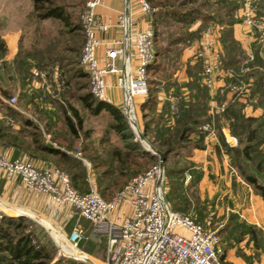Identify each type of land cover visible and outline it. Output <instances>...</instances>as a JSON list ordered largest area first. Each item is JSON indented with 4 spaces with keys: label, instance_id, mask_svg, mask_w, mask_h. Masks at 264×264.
<instances>
[{
    "label": "trees",
    "instance_id": "16d2710c",
    "mask_svg": "<svg viewBox=\"0 0 264 264\" xmlns=\"http://www.w3.org/2000/svg\"><path fill=\"white\" fill-rule=\"evenodd\" d=\"M148 1L155 7V10L152 11L151 21V26L154 28L155 32V39L156 27L166 15L184 23H194L200 20L199 24L201 26L198 28V36L200 35L201 28H204L209 23L220 25L221 67L225 72H231L233 74L230 78L232 81L240 82L247 78H252L249 94L245 96L250 100H254L255 105L261 107L262 113L258 116L245 114L242 111L243 103H240L238 100L240 95L232 94V99L224 105L223 110L217 112L214 118H210L207 114V91L203 87H200L196 79L187 83L192 92L188 94L187 99L182 98L179 100V112L177 115H170L168 104H165L158 110L157 95L162 81L165 78L164 75L162 76V74H160L165 69L164 64L161 63V54L165 53V50H161L155 42V58L147 70L148 91L143 101L139 104V109L143 117V122L140 126L142 135L149 139L151 144L161 150L166 160L168 155L174 152L175 148H178L181 143H183L184 146H188V143L192 141L194 136H196V138L192 145L195 147L202 146L201 142L203 141L204 135L199 133L197 129L199 124L208 120H213L216 127L219 129L223 124L221 122H224L229 128L230 133L238 140V145L231 147L226 143L220 130L218 132V137L221 140L225 152L229 155L231 165L235 167L240 176L261 195L264 202V184L259 183L253 171H247L245 167L250 165L254 171L264 175V62L257 53V50L254 51L253 58L248 59V56L241 48L239 42L233 36L232 26L237 20L236 12L240 7V1L202 0L198 5L191 6L184 10H181L180 7L197 0ZM209 4L218 5V10L210 13L206 12L203 6ZM258 4L260 5L259 2ZM32 5L33 8L30 12V16L36 19L56 17L63 20L64 23L69 26L70 31H79L81 28L77 21L72 20L71 14L66 11L63 3L56 2V0H32ZM202 22L203 24H201ZM175 38L185 41V38L182 36H176ZM187 42L189 43V41ZM45 50H47V48H40L35 45H32L28 49H23L20 39L18 50L13 58L11 60L1 59L0 93L5 96H10L12 94V89H4L1 85L3 79L2 74L5 73L8 75V79L18 84V96L24 97L25 99L29 97L28 91H25V93L23 92L24 88L28 86L30 78L34 77L33 70L45 69L49 60H53L51 53ZM4 51L5 43L0 37L1 57ZM194 64L197 65L193 66ZM194 64L187 67L189 73L197 72L198 69L202 68L199 58L196 59ZM74 76L87 78V73L78 70ZM61 84L63 87L69 85L70 80H63ZM84 86L85 85L82 84V89L85 88ZM33 94L38 96L43 93L37 88L33 90ZM78 98L91 114H99L101 111H106L113 119L112 129L120 133L121 138L133 140L130 141V143H126L125 150L114 149L111 154H109L108 160L97 162L96 160L98 158L100 159L99 155H94L92 158L90 157L95 161L93 163L94 169L97 170L102 166L106 168L96 173L95 177L96 184L101 191L100 195L102 197L103 195L113 196V194L128 183L133 176L146 170L148 163L152 159L154 164L157 158L135 141V136L128 127L118 106L107 100L96 99L90 92L82 93ZM218 99L221 98L219 97ZM222 99L219 100V102L222 103ZM67 109L68 110L64 109L62 111V117L71 137L74 138L77 137L78 129L82 128L83 119L74 106L68 104ZM0 111L12 117H20L17 111L8 106L1 99ZM144 111H149L151 115L147 117ZM163 120H170V124L168 126L161 125L160 123ZM22 123L25 125L34 124L32 120L24 117H22ZM24 133L26 132L22 130L15 131L6 120L0 119V147L14 146L15 148L28 152L32 157L40 156L43 158L44 154H47L58 158L59 161L69 164L73 163V158H77L74 155H70L67 151L68 149L59 145L63 144L68 148L73 146L72 142L65 135L54 133L51 135L52 143L46 144L40 138H37V136L33 137L31 143H27L23 137L25 136ZM54 143L57 144L55 145ZM81 150L84 152L89 151L86 147H83ZM0 151H2L1 148ZM72 166L74 165H71V167ZM180 174V170L169 171V175L172 177H177ZM110 176H113V179H110ZM85 178L86 175H78L76 172L69 177L71 186L81 194L88 193L84 191L86 188ZM106 180H108V183L103 186ZM177 192L178 187L173 186L170 190V193L173 194L172 200L177 198V196H175ZM26 222L27 218L24 216H15L0 212V264H87L82 260L64 255L56 256L53 246H47L40 242L37 236L28 229ZM221 261L222 264H230L225 261V252H223L221 256Z\"/></svg>",
    "mask_w": 264,
    "mask_h": 264
},
{
    "label": "built area",
    "instance_id": "2783aa9c",
    "mask_svg": "<svg viewBox=\"0 0 264 264\" xmlns=\"http://www.w3.org/2000/svg\"><path fill=\"white\" fill-rule=\"evenodd\" d=\"M123 9L118 15L117 26L120 35L105 42L103 56L97 48L101 43L98 32H106L111 23L101 20L97 6L102 0H85L80 13L81 30L84 41L81 63L87 73L89 92L96 99L108 100V77H114L115 86L120 91V108L128 127L138 138L136 98L146 96L148 91L147 70L155 58V32L150 25L135 33L130 31L132 0H122ZM143 15L155 9L148 0H134ZM239 15L248 27L251 41L264 45V12L258 0H239ZM221 26L209 23L200 30L197 56L201 60L200 79L209 90L213 89L217 77H229L226 89L232 94L248 95L250 84L230 80L231 72L221 67ZM34 81L29 92L50 85L46 79L56 68L33 70ZM0 99L12 108H17L18 95H0ZM181 96L169 92L166 96L169 113L177 115ZM224 103L212 106L211 115L221 112ZM199 133L209 141L217 138V130L212 121L197 126ZM226 143L238 145L237 138L230 132L225 134ZM156 162L147 170L131 178L110 200L95 191L85 194L77 192L70 184L68 176L59 168L37 167L25 159H10L0 151V169L8 176L19 177L26 189L47 194L56 204H71L80 217L92 224V234L103 236L109 248L120 245V264H222L224 249L216 230H211L195 220L191 215L170 208L165 199L164 167ZM189 176L187 175V179ZM64 236V235H63ZM82 238L81 230L75 227L64 236L71 249H78Z\"/></svg>",
    "mask_w": 264,
    "mask_h": 264
},
{
    "label": "rangeland",
    "instance_id": "374dc122",
    "mask_svg": "<svg viewBox=\"0 0 264 264\" xmlns=\"http://www.w3.org/2000/svg\"><path fill=\"white\" fill-rule=\"evenodd\" d=\"M201 1L202 0H197L187 3L186 5L181 6L180 9L184 10L191 6H196ZM232 1L235 2L237 0ZM56 2L63 3L66 11L71 14L72 20L77 21L81 26L80 13L83 9L85 0H56ZM258 2L260 3L259 7L264 12V0H258ZM203 9L208 13L214 12L218 10V5L209 4L203 6ZM236 16L237 18L241 19L239 10L236 12ZM20 24L23 49H28L32 45L38 46L40 48H47V50L45 51L51 53L53 60H49L46 68L55 67L57 72L56 77L51 73L50 76H48V78L46 79V82L50 85L49 90H46V88L43 87L39 88L43 93L38 95V97L40 96V101L38 100L40 107L38 106V104L34 106V108H39V110H41L40 112L42 115L41 117H39V122L43 124V122L46 121L47 125L49 123L51 127H55L52 131V135L54 133L65 135L72 142L73 146L71 148H68L63 144H58L65 149H68L67 151L70 155H74L75 157H77L76 159L73 158V163L69 164L63 161H59V159L56 157L49 156V160L51 161V163L42 167L59 168L68 176V178L74 172H76L78 175H86V178L84 180L86 181V188L84 191H95L98 194H101V191L96 184L95 177L96 173H98L104 167L102 166L97 170L94 169L93 163L95 161L91 159L92 156L94 157V155H99L100 159L95 158L97 159V162L108 160L109 154H111L114 149L125 150L126 143H130V141L133 140H125L121 138V134L112 129L113 119L106 111H101L99 114H91L88 109L83 106L78 98L80 94L89 92L88 78L74 76L76 75V72L78 70L85 72L81 63V53L84 40L83 32L81 28L79 29V31H70L69 26L65 24L64 21L60 18L48 17L36 19L33 16H30V13L27 14L23 21L20 22ZM192 24L193 22L184 23L170 17L169 15H166L160 21V24L157 25L155 42L156 45L161 48V50H165V53L161 54V63L164 64L165 69L164 71H162V73H160L162 74V76H165L164 79L170 77L174 70H182L183 67L189 66V58L185 59L184 52L185 50L190 49L189 46H191L190 44L194 40L199 41L200 35L198 36V28L201 26L200 24L199 26H193ZM201 24H203V22ZM176 36H182L183 38H185V41H181V39L177 40L175 38ZM187 41H189V43ZM251 42L256 45H260L259 43H256L254 41ZM187 51L186 53H188ZM192 56L194 58H198L197 50H195ZM196 65L197 64H194L193 66ZM66 79L70 80V84L63 87L61 83H63V80ZM29 81L30 82L28 86L24 88L23 93H25V91H28L30 83L34 81V77H31ZM13 83L14 82L12 81H8L7 85H12L13 87V85L15 84L16 90L13 91L12 89V93L17 94L18 84ZM82 84L85 85L84 89H82ZM28 93L32 94L33 92L28 91ZM24 100L25 98L23 97V101ZM68 104L77 108L80 116L83 119L82 128L78 129L77 137L74 138L71 137L62 117V111L64 109L68 110ZM46 109H48V111H46ZM157 109L159 110V105L157 106ZM47 112H49L50 114H47ZM136 113L137 122L139 123V126H141L143 117L137 102ZM144 113H146L147 117L151 115L149 111H144ZM42 117H44L45 120L41 121L40 119ZM169 122L170 120H163L160 124L163 126H168L170 124ZM139 128L141 129V127ZM40 135V139H45L43 138L42 134ZM50 137L51 138L49 139L51 140L52 136ZM134 139L139 143L141 147H143L151 154L152 151L146 149L148 145L151 146L152 149H156L161 152V150L151 144L149 139H147L146 137H144L146 144L141 142L138 138ZM190 145H192L191 142L188 143V146ZM188 146H184V144L181 143L178 148H175L174 152L168 155L166 160L164 159L163 167L165 169V174L163 189L166 202L171 209L191 215L195 220L204 224L209 229L216 230L221 240L222 229L225 225L222 222L223 220L213 217L210 218L207 214H205V219L202 217H196V215L192 214L189 210L190 207L188 206V204H191L193 202L196 203V199H193V196H191L190 193V188L187 187L184 183V168L187 165L184 159V155L189 151ZM83 147H86L89 151H82L81 149ZM154 156L156 157V155ZM21 159L28 160L33 165H35L33 159ZM153 162L154 161L152 159L148 163L147 169L150 167V165L153 164ZM71 165L74 166L71 167ZM245 167L247 171H253V174L257 176L259 183L264 184V175L254 171L250 165H247ZM171 170H180L181 174L177 177H172L169 175V171ZM88 171L92 172L90 174V177L88 176ZM110 179H113V176H110ZM4 181H6L5 177L0 174V212L17 216L19 212L15 211V208H23L22 210L25 213V215L23 216L27 218L26 225L28 229H30L37 236L40 242L47 246H53V250L56 253V256L64 254V252L61 251V247L55 241L59 236V233L51 232L52 226L46 224L45 221L40 222L39 219L32 216L35 213L49 219L52 224L59 228L62 235L64 236L68 235L75 227H78L81 230L82 238L79 242L78 248L82 254L74 255L80 257L79 260H82L87 264H120V245H114L113 247L109 248L105 237L93 235L91 232V224L87 220H84L79 216L78 210L73 205L68 203L54 205L48 199V197H43L42 193L35 192L23 187L18 179H15L14 182H12L6 188L3 185ZM107 183L108 180L103 183V186ZM173 186L178 187V192L177 194H175L177 198L175 200H172L173 194L170 193V190ZM77 190L80 191L79 189ZM103 197L108 200L112 198L111 195H103ZM64 213H71L76 219V224L73 225V220L63 221L62 219H60L59 216ZM41 218L43 219V217ZM61 237L64 238L63 236ZM64 244L66 245V247L68 246L66 241ZM222 247L223 249L225 248L223 244ZM67 248L69 249L70 247L68 246Z\"/></svg>",
    "mask_w": 264,
    "mask_h": 264
},
{
    "label": "crops",
    "instance_id": "0c3cea01",
    "mask_svg": "<svg viewBox=\"0 0 264 264\" xmlns=\"http://www.w3.org/2000/svg\"><path fill=\"white\" fill-rule=\"evenodd\" d=\"M132 1L130 31L135 33L151 25L152 13L143 15L137 9L136 2L134 0ZM32 8V0H0V37L5 43V51L2 57L0 56V62L2 58L11 60L16 54L22 36L20 22L32 11ZM122 9V0H102L101 4L97 6L96 11L98 17L112 24L106 32H98V36L101 40L97 48L99 56H103L104 54L105 42L112 37L119 36L121 33L120 28L116 24L118 15ZM198 24L199 20L195 21L192 25L197 26ZM232 33L248 56V59H252L254 51L257 50V53L264 62V45H256L251 42L248 27L240 18H237L234 22ZM190 45V49L184 52L185 59L189 58L188 62H190V64L188 67L193 65L196 59H198L192 56L195 50L198 49V40H194ZM186 51L188 53H186ZM200 71L201 69H198L197 72L189 73L186 66L183 67L182 70H174L170 77L164 79L157 95L159 110L165 104H168L166 96L169 92L181 96V99H187L188 94L192 92L187 83L196 79L200 87H203L207 91V114L210 118H214L217 112L211 115L210 108L219 105V103H221L219 100L222 98V103L224 104L232 99V93L225 87L229 79L225 74L217 77L213 89L209 90L202 84ZM2 75V87L4 89H13V91L16 90L14 83L13 87L12 85H7L8 81H12L8 79V75L5 73ZM108 81L107 101L118 106L121 97L120 91L115 86L113 76L108 77ZM243 81L251 85L252 78H247ZM17 91L19 92L18 88ZM18 92L17 95L19 94ZM0 95L2 94L0 93ZM11 95L14 94L12 93ZM247 96L240 95L238 97L239 102L243 103L242 111L248 115H260L262 113L261 107L255 105V101L248 99ZM144 97L145 96L136 98L138 106L143 101ZM219 97L221 99H218ZM38 100V96L33 93H29V97L24 101L23 97L18 96L17 108L13 109L20 114V117H12L0 111V119L6 120L15 131H25L26 133H24L25 136L23 137L27 143H31L34 136L40 138V134H42L45 139L41 140L46 144H50L52 142L49 138H51L50 136L55 127H51L49 123L47 125L46 121H44L43 124L39 122V117L42 115L40 112L41 110H39V108H34L35 105H40ZM46 111H48V109H46ZM47 114L50 113L47 112ZM22 117L32 120L34 124H23ZM40 120L43 121L45 119L42 117ZM212 122L215 125L213 120ZM221 123L223 124L219 129L215 125L217 130L216 139L207 141L203 138L201 147L190 145L188 146L189 151L184 155L187 164L184 168V183L190 188L193 199H196V203L193 202L188 204L190 207L189 210L192 214L196 215V217L205 219V214H207L210 218L213 217L223 220L222 222L225 225L222 229L221 243L225 246L226 262L230 264H264V202L261 195L247 183L240 176L237 169L231 165L229 155L225 152L221 140L218 137L219 130L224 139L225 134L230 131L224 122ZM195 138L196 136L193 137L191 143H194ZM0 148L10 159H33L37 167H42L51 163L49 160L50 155L47 154H44L43 158L40 156L32 157L28 152L15 148L14 146H3ZM88 172V176L90 177L92 172ZM4 173V171L0 170V174L6 179L3 184L5 188L14 182L15 179H18L23 186L19 177L8 176ZM187 175L189 176L188 179ZM42 194L43 197H48L51 201L47 194ZM37 215L43 217V221L52 226L51 232H57L60 236H63L59 228L52 224L49 219L40 214ZM59 218L63 221L73 220V225L76 224V219L71 213L61 214Z\"/></svg>",
    "mask_w": 264,
    "mask_h": 264
},
{
    "label": "bare ground",
    "instance_id": "6f19581e",
    "mask_svg": "<svg viewBox=\"0 0 264 264\" xmlns=\"http://www.w3.org/2000/svg\"><path fill=\"white\" fill-rule=\"evenodd\" d=\"M15 211H17V212H22V213H24L23 212V210L22 209H18V208H15ZM32 216H34L35 218H37V219H39V221L40 222H42L44 219H42L40 216H37V215H32ZM53 236V235H52ZM64 237V236H63ZM56 242H57V244L61 247V251H63L64 253H66V254H69V253H67V252H70L71 254L70 255H72V254H74V255H80V254H82L78 249H71V248H67L66 247V245L64 244L65 243V239L64 238H62L61 236H60V234H59V236L57 237V239L55 240ZM73 255V256H74ZM77 257V256H76ZM77 258H80V257H77ZM81 259H83V258H81Z\"/></svg>",
    "mask_w": 264,
    "mask_h": 264
},
{
    "label": "water",
    "instance_id": "95a60500",
    "mask_svg": "<svg viewBox=\"0 0 264 264\" xmlns=\"http://www.w3.org/2000/svg\"><path fill=\"white\" fill-rule=\"evenodd\" d=\"M137 135H138V139H139L141 142L145 143L144 136L142 135V133H141L140 131H138ZM145 144H146V143H145ZM146 149L152 151V154H154V153L158 154V155H159V162H160V164L163 166V163H164L163 153L160 152V151H158V150H156V149H152V147L149 146V145L146 147ZM18 215H19V216H23V215H25V213L19 212ZM63 255H64V256H67V257H70V258L79 259V258H77L76 256H73V255H70V254H66V253H64ZM88 261H89V260H88Z\"/></svg>",
    "mask_w": 264,
    "mask_h": 264
}]
</instances>
